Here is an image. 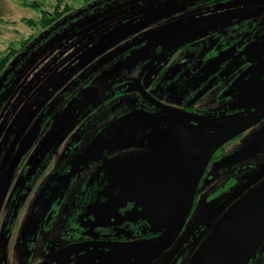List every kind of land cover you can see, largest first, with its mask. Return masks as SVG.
I'll return each instance as SVG.
<instances>
[{
	"label": "flooded vegetation",
	"instance_id": "flooded-vegetation-1",
	"mask_svg": "<svg viewBox=\"0 0 264 264\" xmlns=\"http://www.w3.org/2000/svg\"><path fill=\"white\" fill-rule=\"evenodd\" d=\"M171 1L136 0L140 12L130 14V0H74L76 13L49 25L19 58L26 59L0 78V109L28 84L30 79L22 85L17 76L24 62L30 71L36 66L43 70L44 79L35 80L45 90L38 101L33 90L36 103L18 141L13 145L18 133L0 138V173L6 176L0 185L7 187L11 175L22 169L9 206L3 203L7 190H0V212L5 213L0 227L8 230L19 203H26L32 219L26 238L0 264H41L64 251L52 264L65 257L68 264L138 260L172 234L195 187L191 213L205 195L216 215L232 205L241 214L217 239L208 260L244 226L264 217V205H257L264 177L223 207L264 171V149L243 155L264 138V0H173L175 9L166 8ZM139 25L144 26L117 39ZM38 48L42 53L36 55ZM26 130L35 136L22 156ZM144 139L150 141L139 142ZM212 141L219 146L204 162ZM164 150L171 151L159 165L165 162L173 169L129 174L135 161L160 157ZM202 165L199 174L193 170ZM108 183L125 190L118 211L134 215L116 221L107 213L98 216ZM106 217L114 222L98 223ZM166 223L173 224L169 231ZM56 229L67 237L65 244L44 238L38 244L40 236ZM88 242L142 248L132 249L137 253L130 257L115 252L114 258L109 250L121 247H73ZM36 254L42 258L35 259ZM249 264H264V244Z\"/></svg>",
	"mask_w": 264,
	"mask_h": 264
},
{
	"label": "rangeland",
	"instance_id": "rangeland-1",
	"mask_svg": "<svg viewBox=\"0 0 264 264\" xmlns=\"http://www.w3.org/2000/svg\"><path fill=\"white\" fill-rule=\"evenodd\" d=\"M29 1L35 4H39L38 6L40 7L43 6L42 8H44L45 10H50V8L56 4L55 1L50 0ZM135 2L136 0H130V14H138L140 12L139 7L133 4ZM175 2L176 1L173 0L171 2H168L166 8L172 7L175 9V7H173ZM124 8L126 9V7H121V9ZM168 10L170 11V9ZM163 13L164 12H161L162 15L167 14ZM29 19H34L36 20L35 22H38V20L40 19V11H38V8H31L23 5V0H0V53L1 51L5 52L9 48H21V46L25 45L26 41L28 40V35L35 33L36 29L38 30V28H30L26 25V20ZM29 42L30 41L28 40L27 43ZM29 45L30 43L26 45V48ZM36 51V55L42 53L41 48L36 49ZM30 69L31 68L27 69V63H24L21 67H19L17 76L19 79L21 78L22 85L24 84V81L26 82V78L30 80H28V84L22 89L20 94H18L16 97H9V101L4 102V106H2L0 109L1 139H3L5 136H15L24 126L25 121L27 120V115L31 110V107L33 106V104L36 103L32 100L34 97L32 93L35 87V93H38V98L36 99V101L40 100L42 95L45 93V90L42 91V82H40V84L36 86L37 80H35L44 79L43 70L39 69V67L37 66L31 71ZM29 72L32 73L31 76L29 75ZM34 136L35 134L31 136L29 131L26 130L22 137V145H24V148L22 154L20 152V155L25 156L29 141ZM23 163L25 162L23 161ZM260 166L261 165H258L257 169H259ZM21 171V167L17 168L15 173L11 175L8 186L3 188V190H7L3 202L4 205L9 206L11 204L14 192L18 190V188H16V182L18 179L21 178ZM0 177L2 179H5L6 176L0 173ZM125 185L133 186L132 182H128ZM125 185L123 183L118 184V186L122 187H125ZM107 186L109 187V190H106L105 188L104 191L100 194L101 198L99 199L98 203V216H100L101 213H107L110 217L114 219V221H116L117 219H122L123 216L134 215L133 211L127 212L125 215H122L118 211V206L121 205V203L122 205L124 203L123 197L126 194L123 193L125 192V190L119 188L116 189L117 184L115 183H108ZM135 193L136 192L129 191L127 195H138V193ZM0 197H2V194ZM204 199L205 195L200 197L198 205L190 214L182 231V234L176 240L171 249L168 250V252L164 253L163 256L158 258L152 264H204L208 260L209 256L212 254L213 246L216 244V241H218L217 239H219L221 235L226 234L227 231L230 230L232 225L236 221H238L241 214L239 210L232 205L231 207H228L223 210L219 215H216L212 210L211 201L207 202ZM2 208L3 204L1 205V209ZM14 212L15 218H13V216L11 217L8 230L6 232H3L4 228L0 227V259L3 260H9L10 252L16 249L19 239L26 238L27 234L30 231V224L32 223V219H30V214L28 212V206L26 205V203H19L18 206H16ZM0 217H5L3 209L0 212ZM97 221L98 223L111 224L114 222L113 220H110L109 217L100 218ZM1 222L2 220H0V223ZM172 226L173 224L166 223V230L169 231ZM59 230L60 229H56L54 231L51 230L44 233L42 236L39 237L40 240L38 244H42L44 239H48L50 241V244H65L67 237L63 236V233ZM87 234H92V232H88ZM96 236H98V234L95 235V238ZM96 239L101 238L98 237ZM129 239L134 240L133 237H130ZM92 250L99 251L101 249L93 248ZM109 251L114 256V258H116L115 252L118 251H125L122 252L120 255H129V257L133 256V253H137V251L128 248H112ZM51 252L52 251H50L49 253ZM47 255L48 254H46V256ZM36 257L42 258V256L39 254L34 255L35 259H37ZM67 260L68 259L65 257L61 259L57 264H68V262H66ZM82 262L83 261H80L78 262V264ZM8 264H10V262Z\"/></svg>",
	"mask_w": 264,
	"mask_h": 264
},
{
	"label": "water",
	"instance_id": "water-1",
	"mask_svg": "<svg viewBox=\"0 0 264 264\" xmlns=\"http://www.w3.org/2000/svg\"><path fill=\"white\" fill-rule=\"evenodd\" d=\"M144 25H139L125 34L121 35L117 39H120L126 35H129L138 29L142 28ZM112 43V42H111ZM139 115L128 117L125 119L121 124L118 126L119 128H122L124 126H127L128 124L132 123L137 119ZM28 123H26L19 131L17 137L15 138V141L13 145L18 141L20 138L21 134L24 132L26 129ZM116 130V127L113 128L112 131ZM144 141H150L147 139L141 140L139 142H144ZM138 141L135 143H139ZM219 146V142L217 141H212L206 148L205 153H204V162L208 161L212 153L215 151V149ZM264 149V138L261 140L255 142L252 144L249 148L245 149V152L243 155H247L248 153L251 152H256L259 150ZM171 150H164L162 152L161 156L159 155H150L144 159H141L139 161H135L131 166H129V174L134 175V176H149L151 174H157L159 172H165L173 169L170 167L171 165L167 167V165H163L165 162H162L159 165V161L161 162V159L169 153ZM203 163V162H202ZM79 164V163H78ZM159 165V167H158ZM161 166H163L161 168ZM203 166V165H202ZM195 166L194 169H199L198 174L202 169H204V166ZM78 167L75 166L74 169ZM165 167V168H164ZM132 168V170H131ZM161 168V169H160ZM134 169V170H133ZM158 169V170H157ZM201 169V170H200ZM189 171H191V168H189ZM189 175L186 173V176ZM264 177V171L261 173L255 175L251 180H249L246 184H244L240 189H238L223 205V207L227 206L230 204L232 201H234L238 195L244 191L247 187L253 185L255 182L260 180L261 178ZM197 182L193 183V188L196 185ZM192 188V189H193ZM195 189L190 192V197L187 201L186 208L184 209L183 213L179 216L178 220L175 222V226L173 230L171 231L172 234L169 237H166L160 244L153 246L149 249H151L153 254L151 253L150 255H146L138 260H133V261H127L123 264H152L155 262L159 257L162 256V254L165 253L169 248H171L178 237L180 236L181 232L183 231L185 224L191 214L192 211V205H193V200H194V195H195ZM257 202H258V209L260 208L259 202L261 203V206L264 205V191L260 193L257 197ZM264 244V217L262 218H257L254 221H251L248 225L244 226L239 232H237L227 243L225 246L219 251L212 256L205 264H249L251 259L255 256L257 251L261 248V246ZM108 246H113V247H121V248H130V249H135V248H142V246H139L137 244H131V243H110V242H88V243H82L73 247H78V248H90V247H108ZM66 251H64L61 255L56 256L55 258H52L46 262H43L41 264H52L55 263L59 258L63 257L65 255Z\"/></svg>",
	"mask_w": 264,
	"mask_h": 264
},
{
	"label": "trees",
	"instance_id": "trees-1",
	"mask_svg": "<svg viewBox=\"0 0 264 264\" xmlns=\"http://www.w3.org/2000/svg\"><path fill=\"white\" fill-rule=\"evenodd\" d=\"M50 1H55L56 4L53 5L50 8V10H45L44 8H42L43 6L42 7L38 6L39 4H35L33 2H30L29 0H23V5L27 7H31V8H38V11H40V19L38 20V22H35L36 20L34 19L26 20L27 26H29L30 28H38V30L36 29L35 33L28 35L29 37L27 39L30 42H33L34 39L39 38L40 35L45 32L46 29H49V25H51L54 21H59L61 17L72 15L76 13L77 11L76 4L73 3L74 0L72 1L70 0H50ZM86 1H89V0H86ZM28 40L26 41V43L28 42ZM26 43L25 45H22L21 48H15V49L9 48L5 52L1 51L0 53V78L4 77V74L6 73V71L9 70V68L12 66L13 63L17 62L16 63L17 65L18 63L20 64V61L22 62L26 59L24 55L21 57V59H19L20 56L25 51L26 45L29 44V43L27 44ZM3 188H5L4 183L0 185V190H3Z\"/></svg>",
	"mask_w": 264,
	"mask_h": 264
}]
</instances>
